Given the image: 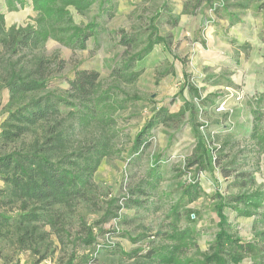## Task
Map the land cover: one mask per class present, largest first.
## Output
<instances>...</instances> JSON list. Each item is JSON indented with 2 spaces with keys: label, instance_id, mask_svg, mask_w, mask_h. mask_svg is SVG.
Segmentation results:
<instances>
[{
  "label": "rangeland",
  "instance_id": "rangeland-1",
  "mask_svg": "<svg viewBox=\"0 0 264 264\" xmlns=\"http://www.w3.org/2000/svg\"><path fill=\"white\" fill-rule=\"evenodd\" d=\"M199 1L113 0L112 18L100 12L98 3L85 13L71 8L75 24H100L86 49L67 47L56 37L34 51L16 55L0 47V59L19 65L30 66L35 57L52 61L47 90L26 100L48 92L64 95L69 81L82 69L96 71L104 88L116 86L120 100L140 98L113 114L118 154L102 161L86 198L55 208L56 227L38 223V234L23 246L20 231L1 223L3 216L14 222L21 214L19 204L12 207L0 199V264H135L136 259L121 252H145L157 245L159 233L169 230L171 209L177 205L182 225L193 228L198 244L188 256L202 260L219 231L220 201L215 194L264 189V145L255 138L257 132L264 133V102L258 105L257 101L264 94V0ZM0 13L5 15L7 30L35 25L38 16L31 0L24 4L0 0ZM170 18L176 23H169ZM123 30L136 36V43L123 45ZM152 33L164 41L136 64L139 78L133 83L117 82L114 68L142 50ZM9 104L8 90L0 79V133ZM72 108L61 107L65 117ZM256 108L262 113L260 120ZM161 113L170 118L152 130L147 147L135 152L136 135ZM61 126L76 123L66 118ZM77 133L73 148L98 135L94 128ZM43 134L39 127L14 143L0 137V154ZM199 144L208 152L204 169L187 165ZM156 166L162 178L151 189L149 173ZM241 172L253 174L252 185L242 189L235 185ZM194 181L201 194L189 201L184 191ZM5 186L0 180V188ZM191 212H196L193 221L188 219ZM224 212L232 231L243 240L253 239L255 229L264 228L257 216L242 217L229 206ZM90 232L92 244L86 243ZM242 264L252 260L246 258Z\"/></svg>",
  "mask_w": 264,
  "mask_h": 264
},
{
  "label": "trees",
  "instance_id": "trees-1",
  "mask_svg": "<svg viewBox=\"0 0 264 264\" xmlns=\"http://www.w3.org/2000/svg\"><path fill=\"white\" fill-rule=\"evenodd\" d=\"M145 1V0H143ZM25 3V0H16ZM38 16L35 25L27 27H11L7 30L5 15L0 13V47L6 54L16 55L21 51H34L56 37L67 47L86 49L89 39L96 37L100 24L96 21L86 25H77L73 21L71 8L78 13L89 11L98 3L101 13L108 18L114 16L113 0H31ZM201 4V0L199 1ZM169 23L176 20L170 18ZM164 40L156 34H150L145 47L137 54L129 56L113 70L117 82H135L140 71L136 64L149 55L154 47ZM121 43L132 46L136 36L121 32ZM2 72L0 79L9 94V116L2 124L1 140L14 143L25 135L42 127L44 134L20 147L0 154V180L6 185L0 188L2 204L16 206L19 204L21 214L14 218L2 217L4 227L13 225L20 231L19 241L26 246L38 234L39 224L45 222L56 227L57 206H72L78 199L87 197L93 185V178L105 158L118 154L115 139L118 136L116 120L113 114L128 107L130 101L140 99L138 96L118 99L114 91L116 86L104 88L99 81V74L94 70H78L69 81L70 89L64 95L48 92L40 97L30 95L47 90L49 80L47 73L52 64L50 59L35 57L26 64L0 59ZM258 105L264 102V94L257 98ZM73 107L67 117L61 107ZM256 119H261L260 108L255 110ZM66 118L73 119L76 126H61ZM159 114L144 126L134 140L135 152L149 145L152 130L161 122L169 119ZM96 129L98 135L83 146L73 148L72 139L77 132ZM258 143L264 145V133H256ZM73 149V150H71ZM208 164V152L199 144L194 156L188 159V166L196 165L204 169ZM148 181L151 189L155 188L162 175L159 167L149 173ZM254 176L249 172H241L234 183L240 189L253 184ZM146 190H142V193ZM201 188L198 182H192L185 188L189 201L199 198ZM220 201L219 231L209 251L203 259L189 257L193 249L198 248L195 232L190 225H182V213L179 206H173L170 213L169 230L159 233L161 239L157 245L149 247L145 252L136 250L132 253H121L135 264H242L246 258L252 264H264V228L255 229L251 240H243L232 231L231 223L224 212L226 207L236 209L245 218L254 216L264 221V189L256 188L235 195L225 196L216 193ZM140 205L141 201L135 202ZM196 212H191L188 219L193 221ZM3 231L0 230V238ZM94 238L89 234L86 243L92 244ZM43 259V258H42Z\"/></svg>",
  "mask_w": 264,
  "mask_h": 264
},
{
  "label": "crops",
  "instance_id": "crops-1",
  "mask_svg": "<svg viewBox=\"0 0 264 264\" xmlns=\"http://www.w3.org/2000/svg\"><path fill=\"white\" fill-rule=\"evenodd\" d=\"M204 0H201V3L203 2Z\"/></svg>",
  "mask_w": 264,
  "mask_h": 264
}]
</instances>
